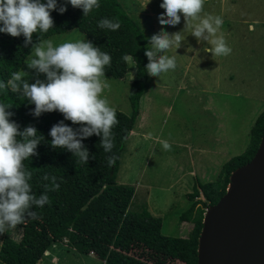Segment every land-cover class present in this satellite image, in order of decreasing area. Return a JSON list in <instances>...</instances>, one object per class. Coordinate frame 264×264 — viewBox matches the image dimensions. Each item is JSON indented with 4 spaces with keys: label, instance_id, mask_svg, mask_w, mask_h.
<instances>
[{
    "label": "trees",
    "instance_id": "16d2710c",
    "mask_svg": "<svg viewBox=\"0 0 264 264\" xmlns=\"http://www.w3.org/2000/svg\"><path fill=\"white\" fill-rule=\"evenodd\" d=\"M127 8L119 0H99V7L87 17L81 9L71 6H66L63 14L54 10L50 13L52 28L43 35L34 33L27 45L22 36L0 34V81L6 85L0 93V101L10 104L11 119L19 125L20 131L30 125L43 136L35 150L36 155H31L24 163L33 172L30 183L35 197L49 196V203L42 208L30 205L28 211L37 212L39 218L28 220L25 214L27 222L15 227L16 240L10 235L0 237V264H40L44 252L55 245H64L86 256L91 254L103 264H197L198 239L206 209L225 194L230 174L249 162L258 148L264 135V110L250 129L244 152L225 162L215 181L198 183L187 195L195 201H191L179 216L181 222L192 225L186 237L163 235L161 219L151 215L146 206L139 211L130 209L133 188L117 184L115 178L124 144L139 117L140 102L151 87V79L144 67L147 36ZM101 18L119 21L120 28L115 31L98 28L97 21ZM70 30H77L94 47L110 54L111 62L105 67V77L125 80L129 61L122 57L128 54L133 59L130 62L134 64L135 73L128 90L130 114L116 110L118 123L113 128L112 153L118 159L113 166L107 165L105 157L110 153L103 152L99 137L95 135L82 141L89 153L84 165L78 164L72 153L51 147L47 133L63 120V115L53 111L33 117L30 110L34 105L27 104L19 91L12 92L6 84L13 72L21 70L35 47ZM64 123L73 126L70 121ZM45 173L57 177V190L45 189V185L50 187L53 183L51 179H42ZM199 194L203 201L198 199Z\"/></svg>",
    "mask_w": 264,
    "mask_h": 264
},
{
    "label": "rangeland",
    "instance_id": "374dc122",
    "mask_svg": "<svg viewBox=\"0 0 264 264\" xmlns=\"http://www.w3.org/2000/svg\"><path fill=\"white\" fill-rule=\"evenodd\" d=\"M119 1L128 6L129 15L140 23L147 38L161 27L169 33L184 27L183 18L175 27L157 23V13L163 11L159 0H150L145 7L146 0ZM203 10L222 16L221 33L230 54L212 57L203 51L211 45L204 40L197 43L190 34L178 49L168 50V55H176L177 66L159 79L150 77L151 87L141 99L140 114L124 144L115 178L117 184L133 188L130 209L146 206L161 219V233L171 237L189 234L192 225L179 220L195 201L187 195L198 183L215 181L222 165L244 152L250 129L264 110V0H205ZM249 24H254L251 31ZM82 37L86 40L77 30H70L49 39L56 44ZM33 54L19 71L29 83L44 79L27 67ZM134 73L129 61L127 78L105 77L108 87L102 92L111 106L128 115ZM161 140L169 143V150L162 148ZM198 199L204 200L201 194ZM4 235L17 239L16 229L8 230L7 225L0 237ZM76 251L55 245L44 252V259L59 254L60 264H102Z\"/></svg>",
    "mask_w": 264,
    "mask_h": 264
},
{
    "label": "clouds",
    "instance_id": "9594fccd",
    "mask_svg": "<svg viewBox=\"0 0 264 264\" xmlns=\"http://www.w3.org/2000/svg\"><path fill=\"white\" fill-rule=\"evenodd\" d=\"M150 0L143 4L145 7ZM205 0H159L157 23L161 26L175 27L181 18L184 27L180 31L169 33L161 27L158 33L147 38V46L143 50L147 58L145 71L147 76L161 78L176 68V55H168V50L178 49L187 34L196 38L197 43L207 41L211 47L212 57L230 54L221 33L223 19L221 15L205 12ZM66 6L81 9L87 17L99 7V0H0V34L12 37H23L27 45L34 33L46 34L53 26L50 16L52 11L63 14ZM97 27L115 31L120 28L119 21L101 18ZM253 30L254 24L248 25ZM221 33V34H218ZM26 63L29 69L43 74L44 79H36L29 83L22 79L23 72H13L6 84L12 92H20L27 104L34 105L30 110L33 117L42 113L56 111L63 115V120L54 124L47 135L53 148L64 149L73 154L77 163L86 164L89 159L88 150L82 141L95 135L99 137V146L106 155L108 166H113L118 157L112 153L114 147L113 128L117 125L116 108L102 95L108 87L105 78V67L110 65L108 52L94 47L83 37L76 40H65L53 43L52 39L44 40L33 50ZM122 59L130 61L132 56L125 54ZM6 85L0 81V93ZM10 104L0 101V235L28 220L38 219L37 212L28 211L31 204L42 208L49 203V196L42 194L36 198L30 183L33 172L25 167V161L36 155L37 145L43 136L37 134L33 126H26L22 131L11 119ZM70 121L71 125L64 123ZM151 136V133H147ZM164 150L170 145L166 140L160 141ZM43 180L51 179L52 185H45L46 190L55 191L59 185L57 177L43 174Z\"/></svg>",
    "mask_w": 264,
    "mask_h": 264
},
{
    "label": "water",
    "instance_id": "95a60500",
    "mask_svg": "<svg viewBox=\"0 0 264 264\" xmlns=\"http://www.w3.org/2000/svg\"><path fill=\"white\" fill-rule=\"evenodd\" d=\"M197 264H264V135L203 215Z\"/></svg>",
    "mask_w": 264,
    "mask_h": 264
},
{
    "label": "crops",
    "instance_id": "0c3cea01",
    "mask_svg": "<svg viewBox=\"0 0 264 264\" xmlns=\"http://www.w3.org/2000/svg\"><path fill=\"white\" fill-rule=\"evenodd\" d=\"M87 256H89V257H91V258H94V259H96L93 255H91V254H89V255H87ZM45 260V261H44ZM44 260H42L41 261V263H43V264H46V263H49V264H60V256H59V254H57V255H55V256H52V257H50V258H45ZM98 260V259H97ZM102 264H103V262H101Z\"/></svg>",
    "mask_w": 264,
    "mask_h": 264
}]
</instances>
